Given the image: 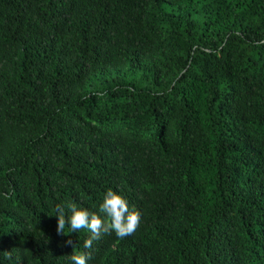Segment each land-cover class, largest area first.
Instances as JSON below:
<instances>
[{"label": "trees", "instance_id": "1", "mask_svg": "<svg viewBox=\"0 0 264 264\" xmlns=\"http://www.w3.org/2000/svg\"><path fill=\"white\" fill-rule=\"evenodd\" d=\"M111 188L134 234H58ZM264 264V0H0V264Z\"/></svg>", "mask_w": 264, "mask_h": 264}, {"label": "clouds", "instance_id": "2", "mask_svg": "<svg viewBox=\"0 0 264 264\" xmlns=\"http://www.w3.org/2000/svg\"><path fill=\"white\" fill-rule=\"evenodd\" d=\"M68 209L70 215L65 218L64 208L57 207L58 234L65 235L66 223L72 232H78L81 229H87L90 236L84 241V248L91 249L93 242L100 239L103 234L115 233L119 239H124L135 233L140 224L141 214L135 208H130L128 201L119 193L109 188L104 194L103 201L100 204L99 212H89L80 208L76 203H69ZM66 245L73 247L70 256L73 264H87L91 258V253L75 251V244L71 239L67 240Z\"/></svg>", "mask_w": 264, "mask_h": 264}]
</instances>
